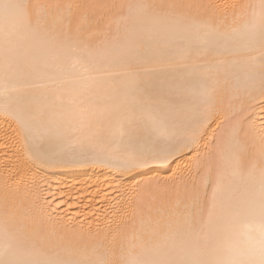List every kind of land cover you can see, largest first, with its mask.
Returning a JSON list of instances; mask_svg holds the SVG:
<instances>
[{
    "label": "snow or ice",
    "instance_id": "obj_1",
    "mask_svg": "<svg viewBox=\"0 0 264 264\" xmlns=\"http://www.w3.org/2000/svg\"><path fill=\"white\" fill-rule=\"evenodd\" d=\"M65 7L68 9L65 15L52 16L48 11L50 5L44 3L0 0V29L6 39L21 29H29L49 35L57 48L51 62L45 66L47 83L41 85L45 91L38 103L10 95V92L19 91L15 88L6 89L0 103V113L16 125V136L25 159L39 160L45 167L99 164L114 170L123 179L124 174L150 169L153 165H166L178 156L183 159L181 154L191 149L197 156L195 167L200 170L199 182L185 165L177 168L176 172L169 169L171 176L163 184L159 179L127 186L121 183L115 189L119 199L101 206V215L110 219L119 213L124 217L126 206L131 201L130 194L141 196L146 190L153 193L155 211V216L147 219L142 213L138 214V221L132 229L139 241L133 247L139 250L125 253L123 243L116 246L114 237H110L108 232L99 227L92 230V219L99 220L95 211L91 214L92 219L84 212L73 216L67 207L61 211L59 205L64 201H57L56 194L43 179L30 176L29 198L14 202L6 188L0 200V211L14 235L15 249L35 253L39 258L11 259L6 254L0 258V264H264V122L259 130L258 158L249 166L255 148L248 143L252 121L246 116L257 98L264 101V0L231 4L199 0L133 4L113 0L101 5H76L77 8L103 10L94 23L106 40L119 39L122 33H127L136 23L138 12L170 18L182 29V38L176 42L178 51L137 53L139 58L125 67L145 106L153 102L154 86L146 83L144 78L153 70L140 68L142 62L154 56H166L170 68L184 69L190 96L183 115L172 128H169L165 117L150 116L157 133L155 139L142 141L133 138L116 148L111 146V142L98 139L100 121L93 96L77 95L62 87L66 77L78 81L81 78L94 80L101 75L113 76V73L98 67L90 38L81 36L79 29L72 30L73 5ZM239 19L244 23L240 27H231ZM234 41L240 42L241 48L237 50L249 53L248 62L253 71L247 80L253 83L242 94L228 98L229 114L220 121L217 113L223 111L225 103V98L219 95L220 81L211 75H201V66L193 62L199 58L194 48L209 55L233 51L229 45ZM257 78L259 88L254 85ZM260 107L264 111V103ZM212 125L218 131H213ZM41 128L43 132L39 131ZM85 130L87 135H76ZM209 131L212 132L211 150L208 146ZM119 134L131 135L123 126ZM73 140L79 143L78 149L71 147ZM54 141L63 142L68 148L54 151ZM201 144L205 152L203 156L196 147ZM4 147L10 145L5 144ZM257 170L258 190L245 199L235 197L233 176H251ZM109 206L111 213L108 212ZM161 223L167 226L173 240L175 237L191 238L190 249H178L175 243H154L155 228L149 231L147 226H159ZM254 226L259 227L261 239L253 258L230 261L208 255L209 241L222 228L251 230ZM87 241L94 242L91 255L86 254Z\"/></svg>",
    "mask_w": 264,
    "mask_h": 264
},
{
    "label": "bare ground",
    "instance_id": "obj_2",
    "mask_svg": "<svg viewBox=\"0 0 264 264\" xmlns=\"http://www.w3.org/2000/svg\"><path fill=\"white\" fill-rule=\"evenodd\" d=\"M15 2L23 3L26 0H15ZM27 2L50 5L48 11L52 16L65 15L68 11L65 6L73 5L72 30L75 32L79 29L81 36L90 38L93 44V56L98 67L113 73L112 77L101 75L94 80L81 78L73 81L71 77H66L62 84V87L77 95L93 96L100 121L98 139L111 142L113 148L120 147L133 138L149 141L157 136L150 116L165 117L169 128H172L178 118L183 115L190 96L184 69L170 68L166 56H154L142 62L139 65L140 68L153 70L144 78L146 83L154 86L153 102L150 106H145L141 103V93L136 91V84L133 78L127 75L128 69L125 67L126 64L139 58L137 53L148 50L155 53L178 51L176 42L182 38V29L175 21L157 14L138 12L136 23L127 33H122L119 39L106 40L99 34L94 23L95 18L103 10L75 6L101 5L112 3L113 0H27ZM117 2L140 4L158 3L160 0H117ZM199 2L231 4L255 2V0H199ZM243 23V19H239L232 23L231 27H240ZM229 47L234 50L210 55L194 48V53L199 58L194 59L193 62L201 66V75H211L220 81L219 95L225 98V103L222 105L223 111L217 113L220 121H224L229 114L228 98L242 94L244 89L253 83L247 80V76L253 71L248 62L249 53L237 50L241 48L239 41H234ZM56 51L55 43L47 34L21 29L11 38L6 39L3 30L0 29V103L4 100L5 90L12 88L19 91L10 92V95L38 103L42 92L45 91L41 85L47 83L48 74L45 66L51 62ZM254 85L259 88L258 78L254 81ZM233 103L238 104V101ZM262 103L264 101L257 98L246 114L252 121L248 143L255 148L249 166L258 158L259 130L264 122V111H261L260 107ZM122 126L131 135L121 136L119 133ZM211 127L213 131H218L215 125ZM15 129L16 125L0 113V200L7 188L14 202L26 201L31 193L29 177L35 175L46 182L51 192L56 194L57 201H64L59 205L61 211L67 207L68 212L73 216L84 212L89 219H92L91 214L95 211L99 220L92 219V230L95 231L99 227L108 232L110 237H114L116 246L123 243L125 253L129 250L133 252L139 250L133 247L139 241L132 229V225L138 221V214L142 213L147 219L148 216L154 217L155 211L153 193L146 190L141 196L130 194L131 201L126 206L124 217H121L119 213L111 216L110 219L101 215V206L108 205L109 201L114 203L115 199H119L115 189L121 183L127 186L137 182L143 183L149 179H159L163 184L171 176V172H176L177 168H183L185 165H188L192 177L199 182L200 170L195 167L197 156L191 149H186L181 154L183 159L178 156L169 164L153 165L150 169L140 170L146 173L145 175L140 172L127 173L121 179L120 174L99 164L45 167L39 160H26ZM39 131L43 132L44 129L41 128ZM76 135H87V130ZM208 139L209 150H211V131L208 132ZM5 144H9L10 147L5 148ZM71 147L78 149L80 145L73 140ZM196 147L200 149L201 156L205 155L202 144ZM67 148L68 145L63 142H53L54 151ZM216 162L214 158L213 164ZM258 185V170L251 176L235 175L232 178L233 195L239 199L251 196L258 190ZM104 197H107V200ZM108 212H112L110 206ZM153 228L156 231L154 243H175L181 250L190 249L193 243L189 237H175L173 240L164 223L159 226H147L149 231ZM260 239L258 226H254L251 230L247 228L233 230L224 227L211 238L206 251L211 258L244 261L253 258L258 252ZM93 243V241H87V255H91ZM14 245V235L6 226L3 213L0 211V258H4L6 254L11 259L39 258L35 253L15 249Z\"/></svg>",
    "mask_w": 264,
    "mask_h": 264
}]
</instances>
